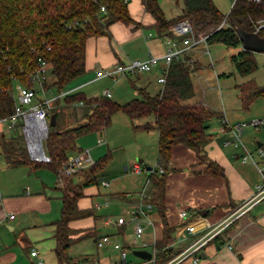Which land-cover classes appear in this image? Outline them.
<instances>
[{"label":"trees","instance_id":"1","mask_svg":"<svg viewBox=\"0 0 264 264\" xmlns=\"http://www.w3.org/2000/svg\"><path fill=\"white\" fill-rule=\"evenodd\" d=\"M128 2L129 0H0V121H8L15 112V83L40 91L31 79L39 58L48 62V75L53 77L51 82L47 79L43 82L45 94L52 87L57 91V95L52 97L54 105L48 110V116L55 114L56 122L48 126L47 136L42 141L49 160L39 161L29 157L23 134L17 132L18 128H10L6 133L0 132V151L10 165L26 164L33 169L45 168L62 179L64 186L61 212L60 218L55 222L54 232L56 254L60 262L66 260L65 250L74 241L71 235L75 231L69 226V222L94 213L92 208H80L78 200L84 196V188L97 185L98 173L106 166L110 151L107 150L91 165L71 175L64 176L62 170L71 154L82 151L77 145L78 137L90 132L105 131L114 113L122 111L131 120L152 117L153 121L133 124V129H155L158 133L156 167H150L147 172L149 201L157 208L163 224L162 237L154 245V264H163L176 254L168 246L172 227L167 225L164 215L165 180L172 146H187L206 165L205 172L215 176L224 175L223 168L207 156L205 149L213 136L209 132V119L213 112L199 102H190L195 94L191 75L200 67L196 60L190 59L185 50L180 57L171 60L166 70L165 82L155 94L133 85L139 97L120 103L104 95L87 96L81 91L63 92L71 80L85 72L88 38L109 35V25L115 21L136 23L130 16ZM140 2L153 17L154 34L161 39L169 37L170 25L183 18L189 20L194 37L205 38L206 44L241 46L237 28L257 32L259 35L264 33V28L256 30L259 24H264V0H233L227 14L222 13L213 0H180L181 11L172 17L165 15L159 0ZM175 2L178 3L179 0ZM253 53L241 47L230 56L240 75H248L257 69ZM221 76L227 74L222 73ZM240 92L243 100L249 102L253 96L264 94V86H257L249 80L241 85ZM66 107H71L74 115L77 114L75 110L78 107L82 108L81 116L85 121L76 126H64ZM159 168L163 169L162 173H158ZM74 177L79 180H74Z\"/></svg>","mask_w":264,"mask_h":264},{"label":"crops","instance_id":"2","mask_svg":"<svg viewBox=\"0 0 264 264\" xmlns=\"http://www.w3.org/2000/svg\"><path fill=\"white\" fill-rule=\"evenodd\" d=\"M128 9L136 23L124 24L115 21L109 25V35L88 38L85 72L71 80L70 83L73 86L65 92L91 93L86 87L93 79L100 78L96 74L97 71L111 69L116 63L147 60L149 57L158 59L150 71L105 77L117 82L121 78L133 76L134 79H129V82L135 92L133 85L146 90L150 87L161 89L162 84L158 78L164 67L163 55L166 52V46L163 39L155 36L152 28L154 19L145 11L140 0H129ZM193 48H191L192 52L189 50L185 52L191 60H196L193 56ZM93 72L95 76L90 77ZM105 90H108L110 97H113V92L108 87H105L102 93ZM148 120L153 121V118ZM234 123L238 122L231 124ZM7 127L8 124L5 128L6 132H8ZM137 132H141L140 138L151 133L157 143L158 133L155 129ZM209 132H211L210 128ZM229 135L232 133L223 132L221 136L222 138L226 136V139L221 147L232 145L237 149L232 150L228 155L219 150L212 139L205 146L207 156L223 168L222 176L205 172L206 165L187 146L183 144L172 146L165 180L164 215L167 225L172 227L168 246L176 252L175 256L186 250L198 237L215 227L243 201L250 198L260 182L257 166L251 161L241 160L243 148L235 146L232 143L233 138H228ZM102 141V138L97 140L98 143ZM139 145L141 148V143ZM258 147L264 148L262 143L258 142L255 151L250 152L254 157L256 156L258 165H261L264 164V157L257 155ZM138 159L144 161V158ZM134 165H137L140 171L143 170L139 162H133L132 167ZM145 171V181L140 189L135 191V195L128 192L112 195L118 201L125 203L126 215L122 213L114 215L107 210L98 211L101 206L96 209V202L83 204V199L89 192L87 190L89 187L84 188V196L78 200V206L82 209L92 208L94 213L69 222V226L75 231L71 235L74 241L65 250L66 260L60 262L56 254L57 241L54 232L55 222L60 218L63 181L45 168L33 169L26 164L10 165L0 151V264H74L75 262H77L75 264L81 262L117 264L120 261V253L117 249H114L111 244L102 247L97 245L98 239L106 234L121 242L123 249L127 252L126 258L131 249L132 253L136 249L151 252L150 260L140 258L137 262L127 258L132 264H154V245L163 233L161 216L155 206L149 212L151 223H144L145 245H130L133 237V223L127 211L138 203L143 191L146 199L149 200V176L146 168ZM183 209L188 213L186 218L179 215ZM10 214L13 215L12 218L9 217ZM120 216L125 217L123 224L107 223L108 218L116 221ZM199 220H204L208 224V230L189 233L186 226ZM87 239L92 240L94 248L87 247ZM32 250H36L37 253L31 254ZM195 257L197 260H194ZM175 264H264V199L234 219L220 233L202 245L195 254Z\"/></svg>","mask_w":264,"mask_h":264},{"label":"rangeland","instance_id":"3","mask_svg":"<svg viewBox=\"0 0 264 264\" xmlns=\"http://www.w3.org/2000/svg\"><path fill=\"white\" fill-rule=\"evenodd\" d=\"M160 1L167 17H172L180 13V0L178 3H176L175 0ZM213 2L222 13L227 14L233 0H213ZM191 48L193 47L186 50L192 52ZM240 49L241 46L227 47L222 43L206 45L201 43L193 48V56L197 60L200 68L191 75L195 94L190 102H199L213 112V116L209 119L210 131L213 134L212 142L214 144L216 143L218 149L223 151L226 155L237 148L232 145L221 147L226 139V136L222 138L221 135L223 133L220 132L224 117L231 123H247L240 137L241 142L249 151L254 152L258 142H261L264 147V123L260 125L259 128H255L253 125L249 124L251 121L264 120V94L253 96L249 102H245L240 92L241 85L249 82V80L253 81L257 86H264V53H253L257 62V69L248 75L242 76L237 72L230 60V56ZM222 73L227 74V76H221ZM92 76H95L94 72L90 74V77ZM46 79L48 82H51L53 77L49 74ZM129 79L132 80L134 77L121 78L117 82L107 77L96 78L90 81L86 87L88 92L91 93L84 94L87 96L103 95L102 90L108 87L110 91L113 92V97H111L113 100L120 103L126 102L132 98L139 97L138 93L130 86ZM16 86L17 84L15 83L13 89L15 96L17 95ZM72 86L73 84L69 82L64 87L63 92L69 91ZM148 90L151 94H155L158 92V87L156 89L150 87ZM56 95L57 91L52 87L45 96L38 91L35 101H40L44 98L49 99V106L52 107L54 105V99L52 97ZM64 111V126H76L85 121V118L81 116L82 108L78 107L75 110L77 111L76 115L73 114L71 107H66ZM149 118L151 117L131 120L122 111H118L113 114L111 123L105 131L101 133L90 132L78 137L77 145L82 149H89V154L93 161L97 160L99 156H102L107 150L110 151V158L106 166L98 173L97 185L93 184L89 186V189H87L89 192L87 196L84 197L83 204L96 202L95 204H100L101 206L98 211L107 210L114 215L119 213L126 215L124 212L125 203L118 201V199L112 195L122 192L135 195L145 181V166L156 167L157 143L154 136L150 133L140 138L139 133L141 132L135 131L131 125L139 124ZM22 122V118L19 117L14 125L11 126V129L14 130L18 128L17 132L23 134V125L20 124ZM7 124L9 123L5 120L0 121V132L3 131L6 133L5 128ZM230 136L232 135L227 137L231 139L234 138V136ZM23 138L26 146L24 134ZM98 138H102L103 141L98 143ZM139 143L142 145L141 148ZM138 158H144V161L140 163ZM133 162H139L143 170L136 173L132 167ZM75 178L77 181L79 180L78 177H74V179ZM102 181H107L108 186H102ZM117 197H120V195H117ZM87 247H90V249L94 248L91 239H87ZM127 258L128 260L137 262L140 260V258L132 253V249L128 251Z\"/></svg>","mask_w":264,"mask_h":264},{"label":"built area","instance_id":"4","mask_svg":"<svg viewBox=\"0 0 264 264\" xmlns=\"http://www.w3.org/2000/svg\"><path fill=\"white\" fill-rule=\"evenodd\" d=\"M127 1V0H126ZM251 2H259L260 0H249ZM264 24H259L257 26L256 30L263 29ZM171 35L169 37H166L163 39V42L166 46V52L163 55V61H164V67H163V73L158 78V81L163 84L165 82L166 78V70L171 62L172 59L178 58L182 55L183 51L187 48L193 47L199 43H205V38L197 39L194 37L192 33V26L188 19L183 18L180 19L169 27ZM156 57H149L147 60H132L127 63L121 64L116 63L113 65V68L111 69H101L97 71L98 77H105V76H111L113 77L116 74H137L144 71H150L153 66L157 63ZM49 72V64L44 58H39L38 66L34 72V74L31 76L32 81H34L37 86L39 87L41 93L43 96H45V91L43 88V82L46 80ZM17 104L15 106V112L14 114L8 119V127L7 130L11 128V126L14 125L15 121L20 117L22 118V130L26 141V146L28 149V152L32 154L31 147L29 145L28 140V125L29 121L33 117H37L43 122L44 130L46 128V124L48 122L47 119H49L48 116V110H49V99H42L40 101H35L36 93L37 91L35 88H29L22 85L17 84ZM104 96L110 97V92L108 90H105L103 93ZM7 121V120H5ZM264 123V120H255L251 121L249 124L253 125L255 128H259L260 125ZM247 125L245 122H238L231 124L227 121V119L223 118L222 120V128L221 132H231L234 136L233 142L235 146H241L243 148V154L241 155L242 161H251L253 162L260 174V182L256 186L255 192L251 195L250 198L243 201L237 208H235L231 213H229L228 216H226L222 221H220L215 227L208 230V224L204 220L196 221L192 224H188L186 226V229L189 233H197L202 232L205 230V234H203L201 237H198L186 250H184L182 253L176 255L174 258L169 260L166 264H175L181 259L190 256L192 254H195L202 245H204L208 240H210L213 236L220 233L225 227H227L234 219H236L241 214L245 213L253 207L256 203L264 199V164L258 165L257 160L253 156V153L248 151L243 143L241 142V134L243 132L244 127ZM41 143L46 138L45 132L40 137ZM43 149V146H42ZM44 151V150H43ZM33 155V154H32ZM257 155L260 157H264V150L260 147L257 148ZM34 156V155H33ZM49 158L46 156L44 152L43 159H40L39 161H48ZM94 161L91 159L89 151L87 149L82 150L80 153H77L75 155H71L68 158V161L66 165L64 166L62 172L63 175H71L75 173L76 171L83 169L89 165H91ZM133 170L135 172H139L141 169L134 165ZM149 170H147L148 172ZM163 169L159 168L158 173H162ZM62 181V179H60ZM102 186H108L107 181H102ZM95 208L99 209L100 205L95 204ZM153 210V204L146 199L144 191L140 195V200L138 203H136L133 207L129 208L127 211V214L129 215L130 221L133 223V237L131 240L130 245H139L144 246L145 241L143 239L144 234V223L150 224L151 220L149 217V212ZM180 217L186 218L188 213L186 210H181L179 212ZM10 218L13 217L12 214L9 215ZM125 222V217L120 216L116 219L108 218L107 223L109 224H123ZM111 244L114 249H117L120 253V261L117 264H132L130 261L127 260L126 254L127 252L123 249V246L121 242L118 240L112 239L110 235H103L100 237L97 241V245L99 247H102L104 245ZM36 250H32L31 254H36ZM194 260H197V257L194 258ZM79 264H86L85 262H81Z\"/></svg>","mask_w":264,"mask_h":264},{"label":"water","instance_id":"5","mask_svg":"<svg viewBox=\"0 0 264 264\" xmlns=\"http://www.w3.org/2000/svg\"><path fill=\"white\" fill-rule=\"evenodd\" d=\"M232 6V5H231ZM231 8V7H230ZM237 32L239 34L241 40V47L244 50H250L252 52H263L264 53V33L263 35H259L257 32H246L240 28H237ZM56 122L55 114H51L49 116L48 122L45 128V135L48 133V126L54 125ZM38 155L33 156L29 153L31 159L40 160L44 157V151L42 149L41 138L38 139ZM141 163L142 160L138 159ZM146 170H149L150 166H145ZM133 254L139 258L150 260L152 257L151 252L144 249H136L133 251Z\"/></svg>","mask_w":264,"mask_h":264},{"label":"bare ground","instance_id":"6","mask_svg":"<svg viewBox=\"0 0 264 264\" xmlns=\"http://www.w3.org/2000/svg\"><path fill=\"white\" fill-rule=\"evenodd\" d=\"M28 127H29L28 128L29 145L31 147L32 154L34 156H37L38 155V146H37L38 139L45 132L43 122L37 117L36 118L33 117L30 119Z\"/></svg>","mask_w":264,"mask_h":264}]
</instances>
